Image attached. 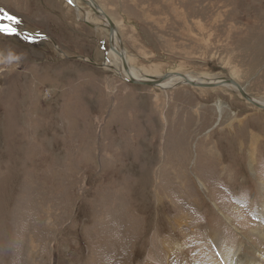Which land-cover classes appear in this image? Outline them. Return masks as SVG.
I'll return each mask as SVG.
<instances>
[{
	"label": "rangeland",
	"instance_id": "obj_1",
	"mask_svg": "<svg viewBox=\"0 0 264 264\" xmlns=\"http://www.w3.org/2000/svg\"><path fill=\"white\" fill-rule=\"evenodd\" d=\"M94 1L141 76L264 98V0ZM4 27L0 264H264V110L124 81L65 0H0Z\"/></svg>",
	"mask_w": 264,
	"mask_h": 264
},
{
	"label": "bare ground",
	"instance_id": "obj_2",
	"mask_svg": "<svg viewBox=\"0 0 264 264\" xmlns=\"http://www.w3.org/2000/svg\"><path fill=\"white\" fill-rule=\"evenodd\" d=\"M65 1L70 3L71 5H74L75 12L77 13V16H78V21L85 22L86 24H88L89 26H92L94 28L95 27L96 28L101 27L103 29H106V28L108 29L109 22L103 16L102 13H104L106 16H108V15L100 8V6H99L100 11L95 9V7L93 6V8L95 9V11H94L93 9L89 8L88 6H87V8H82V6L79 5L78 0H71V2H70V0H65ZM81 1L87 2V0H81ZM108 18L110 19L109 16H108ZM96 21H99L100 23L95 24L94 22H96ZM113 23H112V25H113ZM108 38H109V47L111 45L112 48L111 47L108 48V50L106 52V64L115 67V69H113V71L115 72L116 75L119 74L118 76L121 78L127 77V78H122L126 82H128V80L131 79L136 83H140L141 81L146 82V80L154 78V77L145 78V77L141 76L140 74H138V72H136L135 69L130 67L127 56L125 54V51L123 50V48L120 47V40L118 38V34H117V31L115 30V28L113 29L111 35L109 33ZM110 41L112 43H110ZM119 55L122 58H120ZM110 66H108V67H110ZM121 73H122V75H121ZM157 78L158 77H156V79ZM159 78H161V77H159ZM163 78H166V80L164 82H162L160 85L156 86L157 88H159L161 90L162 89L164 90L165 88L167 89V88H171L174 86H178V85L182 84L183 82L186 83L185 85H188V83L192 82L195 84H206V86H210V85H212V83H216V82L220 81L219 80L220 76L212 78V79H207L205 77L204 78L199 77V76L197 77L196 75H193V74L183 75V74H177V73L165 74L163 76ZM180 80H182V81H180ZM219 87H222V88L227 87L229 89H232L233 92H235L240 97H242V95H241L242 93L240 92V90L238 91L229 85H223L222 84V86H219ZM253 100L255 103L254 105H258V104L264 105V98L253 99Z\"/></svg>",
	"mask_w": 264,
	"mask_h": 264
},
{
	"label": "water",
	"instance_id": "obj_3",
	"mask_svg": "<svg viewBox=\"0 0 264 264\" xmlns=\"http://www.w3.org/2000/svg\"><path fill=\"white\" fill-rule=\"evenodd\" d=\"M85 5H87L89 8L93 9L95 11V9H97L98 11H100V8L99 6L96 4V2L94 0H87V2H84ZM93 6L95 7V9L93 8ZM103 16L107 19V21L109 22V25H108V32L110 33V35L112 34V31L113 29L115 28L114 24L112 25V21L108 18V16H106L104 13H102ZM15 33H20V32H24L22 30H18L17 28H13ZM110 43H112L110 41ZM110 47L112 48V46L110 45ZM120 58H122L120 55H119ZM164 76V75H163ZM163 76H161V78H157L156 80L155 79H149V80H146V82H143L141 81L140 83L136 84V82H134L133 80H128V83L130 84H134V85H144V86H148V87H156L158 85H160L162 82H164L166 80V78H163ZM184 82L180 85H183ZM229 85L231 87H233L234 89L236 90H240V92L242 93V98L248 102L249 104L251 105H254V100L252 98H250L245 92L244 90L234 81L230 80V79H226V80H220L219 82H216V83H212V85H210V87L206 86V84H192L191 82L188 83V85H192V86H198L200 88H217L221 85ZM179 85V86H180ZM174 87H177V86H174ZM254 107L258 108V109H261V110H264V105H254Z\"/></svg>",
	"mask_w": 264,
	"mask_h": 264
},
{
	"label": "snow or ice",
	"instance_id": "obj_4",
	"mask_svg": "<svg viewBox=\"0 0 264 264\" xmlns=\"http://www.w3.org/2000/svg\"><path fill=\"white\" fill-rule=\"evenodd\" d=\"M70 2H71V0H70ZM7 19L12 20V19H14V17L8 16ZM0 31H3L5 33H11L14 31V29H12L10 27H4V28L0 29Z\"/></svg>",
	"mask_w": 264,
	"mask_h": 264
},
{
	"label": "flooded vegetation",
	"instance_id": "obj_5",
	"mask_svg": "<svg viewBox=\"0 0 264 264\" xmlns=\"http://www.w3.org/2000/svg\"><path fill=\"white\" fill-rule=\"evenodd\" d=\"M13 34V33H12ZM17 34V33H16ZM64 55V54H63Z\"/></svg>",
	"mask_w": 264,
	"mask_h": 264
}]
</instances>
